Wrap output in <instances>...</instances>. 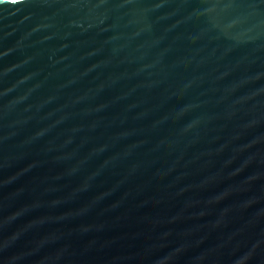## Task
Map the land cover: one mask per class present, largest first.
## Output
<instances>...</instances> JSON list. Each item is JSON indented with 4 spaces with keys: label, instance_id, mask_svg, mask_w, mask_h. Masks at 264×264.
Segmentation results:
<instances>
[{
    "label": "water",
    "instance_id": "95a60500",
    "mask_svg": "<svg viewBox=\"0 0 264 264\" xmlns=\"http://www.w3.org/2000/svg\"><path fill=\"white\" fill-rule=\"evenodd\" d=\"M0 264H264V0H0Z\"/></svg>",
    "mask_w": 264,
    "mask_h": 264
}]
</instances>
